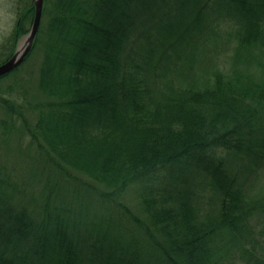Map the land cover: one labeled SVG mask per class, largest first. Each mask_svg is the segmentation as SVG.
I'll return each instance as SVG.
<instances>
[{
    "label": "trees",
    "instance_id": "trees-1",
    "mask_svg": "<svg viewBox=\"0 0 264 264\" xmlns=\"http://www.w3.org/2000/svg\"><path fill=\"white\" fill-rule=\"evenodd\" d=\"M17 2L0 63L33 20V0ZM216 10L234 19V57L247 67L215 69L202 86L168 80L161 88L171 71L189 77L179 63ZM38 44L42 98L21 133L45 166L77 186L69 201L43 189L31 210L0 164V264H235V253L264 264V231L252 219L264 201L246 197L252 174L264 170V65L261 74L249 69L264 55V0H45L30 51ZM16 102L0 97L11 119ZM0 124L6 138L18 131ZM194 174L214 194L207 215L185 187ZM129 191L153 228L141 247L116 228L117 210L131 215Z\"/></svg>",
    "mask_w": 264,
    "mask_h": 264
},
{
    "label": "rangeland",
    "instance_id": "rangeland-1",
    "mask_svg": "<svg viewBox=\"0 0 264 264\" xmlns=\"http://www.w3.org/2000/svg\"><path fill=\"white\" fill-rule=\"evenodd\" d=\"M209 5L216 8L213 2ZM20 7L21 4L17 0H0V57L11 46L10 35ZM207 23L208 26L204 34L198 39L196 48L193 49V52L185 62L179 63L186 67L185 75L187 73L189 77L183 79L173 78L176 73L171 71L167 77L163 76L158 79L161 88H165L168 85L166 84L168 80H172L175 85L180 83L181 86H185L187 83H194L202 86L210 82L212 79L211 72L215 69L228 72L233 68L238 67L244 70L247 67V62L242 63L241 60L237 62L234 57L236 47V38L234 36L236 24L234 19L216 10L209 14ZM22 40L23 37L18 39L16 47ZM256 56L250 61L249 69L256 74H261V65H264V55L258 56L256 54ZM43 58L44 48L38 44L32 51L28 52L13 73L0 80V97L7 98L11 103L13 102L14 104L15 102L16 105L18 100V105H21L20 113L13 114V119H11L6 107L0 103V121H5V125H8L7 129L18 130L6 138L3 135V127L0 124V164L3 165L6 173L10 176L11 183L18 185L17 190L26 194L25 199H19L24 205L31 206V210L33 208L38 209V206L43 203L41 195L43 189L51 190V192L55 191L60 199L63 196L65 201H69L70 199L74 200L73 189L77 186L76 183L70 181L67 177L61 176L52 168L45 166L36 154L35 149L29 147L27 137H24V134L21 133L25 122L31 125L34 123L37 111L36 102L42 98L38 88V78ZM3 138L6 139L5 142H2ZM234 167L238 168L237 165ZM194 175L192 177L187 176L188 178L185 179V184L187 185L185 187L193 190L192 199L195 205L198 206L201 215H207L209 211L215 208L214 194L205 184V181L200 179V174ZM161 184V181L158 180L155 188L158 191L160 189V192L163 193L164 188L163 184ZM246 194L247 199H250V201H264V170H261L259 175L256 173L252 174L250 183L246 187ZM86 197H91L92 202H95L93 195L90 196L85 193L84 199ZM125 198V203L129 207L131 215H126L122 211L117 210L115 217H120L121 223L116 228H124L127 231L125 234L127 241L130 242L133 239L140 247L144 246L146 242L148 243L146 230L153 231V228L151 226L147 228L148 221L143 211L139 209L138 198L134 191H129ZM30 199L35 201L32 203ZM114 211L115 209L113 208L112 213ZM252 219L255 222V230L258 233L264 231V212L255 211ZM261 235V240L264 244V233ZM239 256L237 253L234 256L228 254V259L230 262L234 259L238 260L235 264H245L243 258L241 256L239 258Z\"/></svg>",
    "mask_w": 264,
    "mask_h": 264
},
{
    "label": "water",
    "instance_id": "water-1",
    "mask_svg": "<svg viewBox=\"0 0 264 264\" xmlns=\"http://www.w3.org/2000/svg\"><path fill=\"white\" fill-rule=\"evenodd\" d=\"M33 2L34 16L31 26L27 34L23 37L21 43L15 49L14 54L9 59L0 64V76L5 75L16 68L23 61L32 47L33 41L40 26L44 0H33Z\"/></svg>",
    "mask_w": 264,
    "mask_h": 264
}]
</instances>
